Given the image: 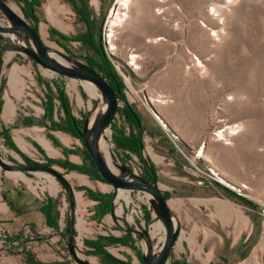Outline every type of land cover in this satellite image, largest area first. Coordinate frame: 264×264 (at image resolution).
I'll return each mask as SVG.
<instances>
[{"label":"rangeland","instance_id":"obj_1","mask_svg":"<svg viewBox=\"0 0 264 264\" xmlns=\"http://www.w3.org/2000/svg\"><path fill=\"white\" fill-rule=\"evenodd\" d=\"M3 1L19 7L45 47L55 45L80 66L89 65L87 56L99 60L77 40L87 25L75 9L88 16L103 56L122 84L121 93L116 92L118 110L100 140L109 146L116 176L123 177L124 168L150 180L152 166L178 232L166 264H264V0H131L128 8L117 0H37L32 10L37 21L27 15L24 0ZM222 1L226 6L213 14L212 7ZM29 52L37 55L24 33H0V108L8 103L15 109L10 119L0 121L14 145L7 146L0 137V157L11 166L39 167L15 172L43 205H53L56 227L36 231L25 224L19 244L0 247V264H77L75 257L105 264L86 246L100 237L123 239L104 248L116 264H141L143 243L157 242L145 235L156 218L151 195L118 189L129 195V202L114 198L112 214L98 218L96 202L86 190L112 195V186L48 162L81 165L86 151L82 141L22 120H40L43 102L50 100L57 120L64 98L75 118L89 125L97 105L89 107L82 79L73 81L41 67ZM62 62L74 67L64 58ZM12 74L19 79L16 89L10 87ZM127 110L136 114L138 125L129 124ZM131 132L141 135L140 156L120 147L121 136ZM43 167L64 178L75 175L68 183L81 199L76 225L83 219L82 229L73 222L68 188ZM70 237L74 255L68 249Z\"/></svg>","mask_w":264,"mask_h":264},{"label":"water","instance_id":"obj_2","mask_svg":"<svg viewBox=\"0 0 264 264\" xmlns=\"http://www.w3.org/2000/svg\"><path fill=\"white\" fill-rule=\"evenodd\" d=\"M0 7L4 10L6 16L11 21V26H0V33H12L14 31H20L24 33L27 37L32 40V44L37 51V55L33 52H29V56L33 59L38 65L41 67L48 69L58 75L70 78H78L82 80H89L95 83L99 89L103 92L108 100L107 110L104 115L100 116L99 119L94 123L93 126H89L84 121V125L81 131V141L83 146L90 157L91 161L94 164L95 169L97 170L100 177L110 184L113 188V193L110 196L112 202V208L110 213L113 212V200L116 198L118 189L122 190H133V189H142L151 195L152 198V206L155 211L156 218H158L166 229V241L163 246L162 251L156 255L152 256L150 254H145L142 257L141 264H165L173 246L178 237V232L175 230L173 221H172V213L170 208L166 202L164 194L158 189L155 175L152 171H150V180H145L142 177L131 173L126 169H122L124 172L123 177H118L114 173L110 172L106 167L104 160L100 158L99 152V142L102 134L109 128L111 125L115 114L118 110V97L117 93L114 91L107 78L102 76L97 70L92 68L91 66H80L79 63L66 55V58L72 62H74V67H65L57 64L51 56L47 53V47L42 43L40 35L38 31L29 26L27 23H24L16 14H14L4 3L3 0H0ZM30 45V44H29ZM0 167L6 171H33L35 169H39L37 165L34 166H26V165H8L2 158L0 157ZM44 170L54 175L58 178L69 190L70 195V203L73 205L72 201V192L69 186L68 181L59 174L52 167H43ZM129 176L132 179L126 180L125 177ZM73 220H74V212H73ZM74 222V221H73ZM72 224V222H71ZM70 226V224H69ZM70 236H72L71 230L69 231ZM145 235H148L145 233ZM149 245V243H147ZM68 249L70 254L74 255V249L72 246V237L69 238L68 241ZM75 261L77 264H89L86 261L80 260L75 257Z\"/></svg>","mask_w":264,"mask_h":264},{"label":"trees","instance_id":"obj_3","mask_svg":"<svg viewBox=\"0 0 264 264\" xmlns=\"http://www.w3.org/2000/svg\"><path fill=\"white\" fill-rule=\"evenodd\" d=\"M24 2L26 3V5H28V9L30 10L29 13H27V15L32 16V18H34L37 21L32 11L33 6L38 3L37 0H32V2L24 0ZM75 10L77 14L80 16V18L87 25L86 33L80 36L77 40L82 42L85 45H88L95 52V54L98 55L99 57V60H96L94 57L87 56L86 57L87 63L89 64V66H91L95 70L96 68H98L101 74L108 79L114 91L121 93V89H122L121 81L118 75L115 73L111 63L103 56L100 43L95 38L93 27L88 23V20H87L88 16L80 8H76ZM43 107H44V114L40 120L38 119L36 121H32L30 119H23L21 123L24 125H32L36 123L38 125L44 126L48 130L62 131L65 134L73 138H77L81 140V131L84 125V121H81L75 118V116L71 112L68 102L64 98L61 99V112L59 111L57 112V116H56L57 120L54 119L55 109H54V104L52 103L51 100L50 102L44 101ZM127 119H128L129 124H137V125L139 124V120L136 114L132 110H129V111L127 110ZM0 137L4 138L5 144L7 146L14 148V145L11 142V138L9 136L8 129H4V128L0 129ZM120 147L123 150L132 151L140 156V152L142 148L141 135L140 134L136 135V134H133L132 132L129 134V136L122 135L121 140H120ZM83 155H84V160L81 165H75L65 160H48V162L51 164H56L63 169L76 170L82 174L89 176L92 179L103 180L98 174L97 170L95 169L94 164L91 161L86 151H83ZM22 157L26 161H28L25 156H22ZM151 167L152 166H150L148 172L152 171ZM227 191L231 193L233 196H236L235 193L229 190ZM86 195L90 200L96 202L95 214L98 218H102L107 213H110V210L112 208L110 194H97L91 190H86ZM164 197L166 199L165 195ZM237 199L239 200L240 198H237ZM52 209H53L52 204L51 206L42 205L40 207V211L44 215L46 223L49 226L55 228L56 224L52 216ZM117 243H124V241L123 239H116L112 237H100L94 241H87L86 246L91 248L94 252L98 253L101 256L105 264H116V263H119L118 260L109 256L104 248L105 246L117 244ZM31 264H42V263L33 260Z\"/></svg>","mask_w":264,"mask_h":264},{"label":"bare ground","instance_id":"obj_4","mask_svg":"<svg viewBox=\"0 0 264 264\" xmlns=\"http://www.w3.org/2000/svg\"><path fill=\"white\" fill-rule=\"evenodd\" d=\"M226 1V0H225ZM131 0H117V4L120 5V6H124V8H128L129 4H130ZM6 4V6L14 13L16 14L24 23L25 20L24 18L22 17V15H20V9L17 5H10L7 1L4 2ZM226 3V2H225ZM228 4V3H226ZM219 5V4H218ZM213 6L212 9H211V12L213 14L215 13H220L221 12V7L222 5L226 6L224 4V2H220V5L218 6ZM46 11L47 13H50V10L48 8V6H46ZM56 16V15H55ZM117 16V15H116ZM125 20V19H123ZM54 24H56V22L54 21L53 22ZM111 25H114V22H110ZM0 25L1 26H11L12 23L11 21L9 20V18L6 16L4 10L0 7ZM217 27V26H216ZM218 32V31H217ZM12 34V33H10ZM42 35L43 36H47V32L42 29ZM112 34H108L107 35V39L108 38H111ZM10 39L12 41H16L17 37L15 35H10ZM18 40V39H17ZM159 40V39H157ZM161 40V39H160ZM21 41V40H20ZM20 41H18V43H20ZM47 53L51 56V58L59 65H62V66H65V67H69L67 65H65L62 61H63V58L66 59L68 62H70L73 66H75L74 62L68 60L66 58V55H64L62 53L61 50L57 49L55 45L53 44H50L49 47H47ZM63 57V58H62ZM136 56H133V59L132 60H135ZM131 64H135L134 61H132ZM23 73L25 75L28 76V73L23 71ZM73 81H76L75 79H73ZM19 86V79L15 76V74H12L11 77H10V87L12 89H16L17 87ZM77 86V85H76ZM81 86L85 92V95H86V98H87V102H88V105L90 108H94L96 105H97V109L95 110V112L93 113L92 115V118L90 120V123H89V126H93L94 123L99 119L100 116L104 115V113L106 112L107 110V106H108V100L106 98V96L103 94V92L99 89V87L93 83L92 81H89V80H82L81 81ZM71 87L77 91L76 93H78L79 95V92H78V89L77 87H75V83L73 82V84L71 85ZM79 98L80 100L83 102L82 98L80 97L79 95ZM79 100V99H78ZM79 101V102H81ZM81 102V104H82ZM8 104V103H7ZM96 104V105H95ZM95 105V106H94ZM94 106V107H93ZM11 106L9 105H6V108H5V113L6 114H11L12 115V107L10 108ZM15 110V109H14ZM13 110V111H14ZM93 111V110H92ZM91 111V112H92ZM92 114V113H91ZM233 128H230L229 127V132L228 133H233ZM108 132V130H106ZM223 131V130H222ZM227 131V130H226ZM231 131V132H230ZM221 132V131H220ZM100 151L104 152L105 155H106V158H107V162L104 161L106 167L108 168V170L112 173H116V168H115V165H114V161L111 160V155H110V150H109V146L107 145L106 142L104 141H101L99 142V156L100 158H102L101 156V153ZM45 175V174H44ZM73 176L75 175H69L67 177H65V179L68 181L69 179H71ZM77 176V175H76ZM80 180V179H79ZM83 181V180H82ZM51 182L53 183V185L56 187V182L54 180H51ZM57 188V187H56ZM73 188V187H72ZM55 191V190H54ZM66 197V196H65ZM72 198H73V204H74V222H75V226L78 228V229H82L84 227V221L83 219H80L78 220V223L76 225V220H77V215H78V212L80 211V203L81 200L79 198V196L75 193V192H72ZM120 198H124L126 200V202H129V195H123L121 193H117L116 195V198H115V202L118 203L119 202V199ZM84 201V200H83ZM82 201V202H83ZM85 205V204H84ZM85 209V208H84ZM121 208H117L115 210V213L117 215H120L121 214ZM82 211V210H81ZM131 219V218H130ZM148 236L153 239V241H155V239H157V242H155V245L154 246H150L148 245L147 243H143V249H144V252L145 254H150L152 256H156L158 255L162 249H163V246L165 244V241H166V229L164 227V225L162 224V222L158 219V218H155V220L150 223L149 225V234ZM190 243V242H189ZM180 249V248H179ZM80 256V255H79ZM80 258V257H79ZM85 259V258H84ZM95 261V260H94ZM93 262V261H92ZM168 262V261H167ZM166 262V263H167ZM165 263V264H166ZM92 264V263H91Z\"/></svg>","mask_w":264,"mask_h":264},{"label":"crops","instance_id":"obj_5","mask_svg":"<svg viewBox=\"0 0 264 264\" xmlns=\"http://www.w3.org/2000/svg\"><path fill=\"white\" fill-rule=\"evenodd\" d=\"M6 105L0 108V121L12 117L5 113ZM23 184L24 181L15 171H6L0 167V247L19 244L25 224L31 225L36 231L49 228L40 211L42 200Z\"/></svg>","mask_w":264,"mask_h":264}]
</instances>
